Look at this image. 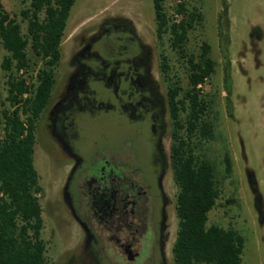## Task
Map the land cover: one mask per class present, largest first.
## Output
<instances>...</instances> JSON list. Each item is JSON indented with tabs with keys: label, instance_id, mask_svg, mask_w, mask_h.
Returning a JSON list of instances; mask_svg holds the SVG:
<instances>
[{
	"label": "flooded vegetation",
	"instance_id": "flooded-vegetation-1",
	"mask_svg": "<svg viewBox=\"0 0 264 264\" xmlns=\"http://www.w3.org/2000/svg\"><path fill=\"white\" fill-rule=\"evenodd\" d=\"M76 38L62 87L39 117L63 171L54 224L76 227L62 235L73 242L63 264H173L176 146L193 148L195 135L179 122L163 36L155 47L115 16ZM105 117L126 133H94Z\"/></svg>",
	"mask_w": 264,
	"mask_h": 264
},
{
	"label": "trees",
	"instance_id": "trees-1",
	"mask_svg": "<svg viewBox=\"0 0 264 264\" xmlns=\"http://www.w3.org/2000/svg\"><path fill=\"white\" fill-rule=\"evenodd\" d=\"M164 0H153L156 31L168 35L171 46L185 54L188 30L202 19L197 10L178 3L176 11L185 14L179 22L167 16ZM75 0H29L19 12L26 22L22 32L17 15H11L0 0V44L5 54L0 61L5 79V99H0V264H47V243L42 238L44 221L40 196L43 188L34 166L36 126L47 106L61 57V42ZM222 16L224 22H222ZM218 26L220 46L225 55L229 42L227 2L223 3ZM31 50L35 60H31ZM211 45L203 41L198 56L187 55L188 86L179 80L181 105L179 122L188 135L208 139L213 120L207 118L210 100L200 86L214 73ZM186 55V54H185ZM178 89L174 90L176 95ZM182 139L184 135L181 134ZM183 142L177 147L173 181L177 188V232L172 245L174 264H242L243 236L232 228L208 224V214L220 196L216 169L211 160ZM224 172L231 173L232 162L224 154ZM228 203L234 202L228 199Z\"/></svg>",
	"mask_w": 264,
	"mask_h": 264
},
{
	"label": "rangeland",
	"instance_id": "rangeland-1",
	"mask_svg": "<svg viewBox=\"0 0 264 264\" xmlns=\"http://www.w3.org/2000/svg\"><path fill=\"white\" fill-rule=\"evenodd\" d=\"M224 1L227 2L229 21V42L224 45L225 55L218 36L219 23L221 20L224 22L223 16L221 19ZM183 2L188 10L199 11L202 19L188 30L184 43L186 55L170 47L168 35H163L164 51L172 64L173 75L182 88H187V55L197 57L203 41L211 45L210 55L215 63L214 73L200 86L201 95L210 100L207 118L213 120L211 135L208 139L200 136L193 138L195 151L213 162L219 181L220 196L208 214V224L235 229L243 236L242 264H264V0H164L170 21L173 22L174 14H180V20L185 18L184 13L175 9L178 3ZM2 3L11 15H17L25 33L26 22L21 21L19 12L28 5L29 0H2ZM115 16L129 18L138 33L156 47L153 0H75L66 22L50 99L62 87L68 73V61L76 47V35L88 33L103 19ZM28 53L31 60H35L31 50ZM155 53L157 64L158 50ZM4 54L5 50L0 44V61ZM5 79L0 68L2 101L6 95ZM185 114L181 113L180 116L184 118ZM44 118L41 117L36 126L34 152V166L43 188L40 196L44 221L41 236L47 243V264H63L73 242L62 235L64 230L76 227L74 224L68 227L54 224L53 197L63 171L55 165L58 150L50 139ZM106 119L94 123L97 126L93 129L94 133L101 132V135L112 140L126 133ZM225 153L229 154L232 162L229 175L224 172ZM171 187L176 195L173 179ZM228 199L234 202L228 203ZM172 217L173 243L177 232L176 209Z\"/></svg>",
	"mask_w": 264,
	"mask_h": 264
},
{
	"label": "built area",
	"instance_id": "built-area-1",
	"mask_svg": "<svg viewBox=\"0 0 264 264\" xmlns=\"http://www.w3.org/2000/svg\"><path fill=\"white\" fill-rule=\"evenodd\" d=\"M179 16H180V14H174L173 15V17H174L173 22H176V23L179 22L180 21Z\"/></svg>",
	"mask_w": 264,
	"mask_h": 264
}]
</instances>
